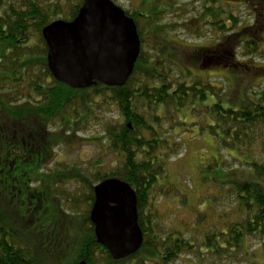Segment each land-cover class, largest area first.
<instances>
[{
  "label": "trees",
  "instance_id": "1",
  "mask_svg": "<svg viewBox=\"0 0 264 264\" xmlns=\"http://www.w3.org/2000/svg\"><path fill=\"white\" fill-rule=\"evenodd\" d=\"M208 1L214 5L223 0ZM83 4L84 0H0V195L11 208L8 211L0 207V264H173L189 255L201 264L209 260L226 264L240 261L241 253L249 258V242L264 239V68H255L259 70L254 73L255 77L261 75L263 87L248 82L236 101L234 91L225 90L224 82L218 86L190 75L189 84L181 70L179 77L174 76L173 61L163 59L168 52L164 43L149 45L146 50L144 37L158 29L152 27L158 19H149L144 25L136 21L141 52L123 87L96 84L86 90L72 89L58 82L49 69L43 30L59 20H74ZM204 9L210 14L209 24L225 36L212 48H200L196 57L203 60L211 56L213 62L241 72L251 69L248 60L264 63V49L255 35L257 29H237V18L228 12V21L236 26L228 33L229 27L221 26L225 21L216 20L223 12L207 5ZM128 16L137 19L138 12ZM240 51L245 61L238 59ZM112 110L115 116L107 119L106 113ZM187 113L196 122L185 120ZM81 117L84 121L93 117L99 122L104 150L114 158L108 169H102L97 162L89 177L82 170L73 175L64 170L51 171L49 176L41 174L57 143H64L63 131L48 127L56 126L60 120L65 129L74 131ZM192 127L199 134L209 133L217 141L219 154L226 152L223 158L229 156L242 167L238 180L217 159L214 165L199 167L203 194L210 183L221 196L182 195L178 188L174 195H179L175 197L166 190L158 192L167 188L159 185L169 182V161L185 152V143L175 135L176 129L187 134ZM15 151L19 158L11 157ZM229 163L224 162L226 166ZM66 178L78 179L73 190L55 188ZM109 179H120L135 191L138 223L144 236L139 252L121 261H115L98 243L90 220L94 189ZM35 181L43 185L32 189ZM29 194L34 200L25 205ZM223 194H232L236 210L224 212L218 225L206 227ZM12 198L18 201L14 203ZM160 198L182 202L186 208L189 198L202 210L191 208L190 220L173 223L163 231L158 211ZM237 214L239 218H231ZM49 249L62 251L58 260L48 258L53 253L46 252Z\"/></svg>",
  "mask_w": 264,
  "mask_h": 264
},
{
  "label": "rangeland",
  "instance_id": "2",
  "mask_svg": "<svg viewBox=\"0 0 264 264\" xmlns=\"http://www.w3.org/2000/svg\"><path fill=\"white\" fill-rule=\"evenodd\" d=\"M164 1H168L166 4L168 5L167 7L169 10H165L164 13H157V10L161 11L164 9V7H166V5H163ZM206 5L209 6L210 9L215 8L216 12H223L221 18H216V20L225 21L223 25H220L224 28L226 27L225 25H227V27H229V29L227 28L228 33H230L231 30L236 29V26H234L231 21H228V12H232L237 18V29L247 26L257 29L255 33L256 38L260 43L261 49H264V0H223L221 4L215 3L214 5L208 0H170V2L169 0H154L152 6H148L147 4L145 5L143 0L120 1V6L125 7L126 10H129L130 12L136 11L138 13H151L152 19H158L156 24H154L158 29L154 32H152V30L149 32V35L147 34V36L144 37V40L148 44L146 50L149 48V45L154 47L159 44V42L164 43V45L168 48L169 53L167 52V55H165L163 59L171 60L175 63L176 66L174 70V76L179 77V70H181L184 73L183 75L187 78V82L189 84L192 81L190 75L196 78L200 77L204 81L211 80L214 85L218 86H222V83L224 82L225 90L228 89V92L234 91L233 101H236L239 98V95L245 92V90L242 89L248 82L249 85L257 84L261 87L264 86V83L263 86L261 85L262 79H259L261 78V75L259 77L254 76L255 72H258L260 68H264V63L262 61H257L256 59L248 60L247 64L252 70L249 68L250 70L241 72L240 70H229L228 67H223L215 61L213 62L211 56L203 60H200L198 56L196 57V52L200 48H212L216 45L218 40H224L225 36L224 34L218 32L215 27L209 24L210 19L207 21V16L210 14L205 13L204 7ZM176 12H180L181 14L178 18L174 16V13ZM136 21H140V23L144 25V22H142L139 17H137ZM157 25L163 27H158ZM239 53L241 56H239L238 59L244 60L243 58L245 54L243 51H240ZM255 68L259 69L257 70ZM246 74H252V77H248ZM213 76L214 78H212ZM222 76L227 78H221ZM159 115L163 116V112L160 111ZM112 116H115L113 110L106 113L107 119ZM84 119V117H81L78 120L79 122L77 119H75L78 123H76L77 126H74V131H76V134L72 130L65 129L64 123H62L60 120L57 122L59 124L56 126L48 127L49 129L54 128L53 130H62V138L64 139V143H57L59 145L55 147V151L52 153L51 160L44 163L41 174L49 176L48 173H52L51 171L64 170L67 171V173L70 172V175H73L76 173V171L82 170L83 175L89 177V173L95 170V164H97V162L101 163L100 165L103 166L102 169H108L110 162L114 158L111 152L104 150L103 134L101 133L102 130L100 128L99 122L93 117L89 121H84ZM185 120L196 122V119L190 113L186 114ZM175 135H178L182 142L185 143V152L173 157L169 161L167 165L169 182L164 185H159V187L166 186L167 188H163V190L158 189V192H165L166 190L174 195L176 189L178 188L182 195H189L191 193L192 195L194 194V196H198V194H200L199 196H206L210 194L211 197L214 195L217 196V194L221 196L219 190L217 189L216 191L210 185V183L205 185L203 194L200 185V178L198 176L201 173V169L199 170V167L202 164H204L202 166L214 165L216 163L215 159H217L228 172L230 171V174L234 175L236 180L241 179V175L243 173V170L241 169L242 167H239L238 164H234V162L229 159V156L223 158V154L226 152H220L219 154L217 141L212 136H210L209 133L199 134L198 129L196 127H192L190 132L187 134L185 132L182 134L180 129H176ZM15 153H13V156L11 157L19 158V153L17 151H15ZM227 153L231 154V152ZM227 160L230 162L228 166L224 164V162ZM93 177L94 176L92 175L90 178ZM76 180L78 179H75L74 181L66 178L64 184L58 183L55 188L58 187L60 190L64 188V190L69 192L75 188L77 184ZM44 182L45 184L49 183L47 180ZM42 185L43 184L39 181H35L32 184V189H38ZM48 190L50 189L48 188ZM41 193L43 192H39V194ZM178 195L179 194H176L173 197ZM222 197L223 198H220L221 200L215 204L214 211L212 212L213 216L210 218V221L206 223V227H211L213 224L218 225L219 221H221L219 218L220 215H223L224 212L230 214L236 210L237 202L232 194H223ZM33 198L34 196L29 194L25 199L24 204H28V200H31L32 202V200H34ZM12 199L14 203L15 201H18L17 198ZM36 199H38V195L36 196ZM187 199L189 208L183 206L182 202L179 203L173 200L170 201L166 198L159 199L158 211L160 226L162 227L163 231L171 227L173 223L179 224L180 222L190 220L193 217V213L190 211L191 208H199V210H202L201 207H198L196 201H189V198ZM45 201L46 200H44V202ZM55 204H58V201H55ZM0 207L11 211L9 203L1 195ZM54 207L56 208V206ZM64 209L70 211L69 206H65ZM83 209L84 211L86 210L85 206H83ZM18 211L21 212V210ZM82 211L83 210H80L79 212ZM236 217L239 218V215L237 214L231 218L235 219ZM45 220L47 223L49 220L48 214H46ZM34 226H36V222L32 224V227ZM222 226H225V220L222 221ZM201 233L198 235H201ZM248 247L250 248L249 258L245 257L244 254L241 256V253L240 259H238L243 263L240 261L231 260L227 261L226 264H249L246 263L248 261L252 264H264V239L260 241L252 240L249 242ZM75 248V245L72 246V251H75ZM46 252H53L54 254L49 253L50 255H47L48 258H54L58 260L60 256L58 253L62 251L59 249H49ZM189 256H183L176 260L173 264H201L192 259L193 255ZM247 259L249 260L247 261ZM207 263L220 264L217 262L214 263L211 260H209Z\"/></svg>",
  "mask_w": 264,
  "mask_h": 264
},
{
  "label": "water",
  "instance_id": "3",
  "mask_svg": "<svg viewBox=\"0 0 264 264\" xmlns=\"http://www.w3.org/2000/svg\"><path fill=\"white\" fill-rule=\"evenodd\" d=\"M117 0H84L76 18L59 20L43 30L47 62L55 79L75 90L101 84L123 87L141 52L136 23ZM90 220L95 236L115 261L135 255L144 236L138 223L137 196L132 187L109 179L94 189Z\"/></svg>",
  "mask_w": 264,
  "mask_h": 264
},
{
  "label": "flooded vegetation",
  "instance_id": "4",
  "mask_svg": "<svg viewBox=\"0 0 264 264\" xmlns=\"http://www.w3.org/2000/svg\"><path fill=\"white\" fill-rule=\"evenodd\" d=\"M120 1L121 0H117L115 3L118 5V6H120ZM144 1V4L146 5H150V6H152V4H153V2H154V0H143ZM166 2H168V1H164L163 2V5H166V7H164V9L163 10H161V11H159V10H157V13H164V11L165 10H169V8L167 7L168 5L166 4ZM169 2H170V0H169ZM120 7H122V9L126 12V13H128V15H133V14H136L137 12L136 11H134V12H130L129 10H126V8L125 7H123V6H120ZM168 8V9H167ZM181 14H180V12H176V13H174V16H176L177 18L180 16ZM138 17L140 18V20L142 21V22H144V24H146L148 21H149V19H151V21L152 20H155L156 18H154V19H152L151 17H152V14L151 13H144V12H139L138 13ZM157 17V16H156ZM131 18H133V17H131ZM134 19V21L136 22V19L135 18H133ZM152 27H156V26H154V25H152Z\"/></svg>",
  "mask_w": 264,
  "mask_h": 264
}]
</instances>
